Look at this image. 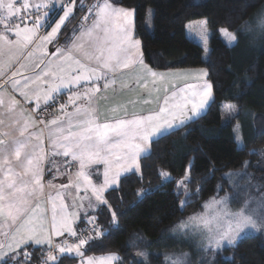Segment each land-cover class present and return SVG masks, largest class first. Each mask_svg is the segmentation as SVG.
I'll use <instances>...</instances> for the list:
<instances>
[{"label":"snow or ice","instance_id":"1","mask_svg":"<svg viewBox=\"0 0 264 264\" xmlns=\"http://www.w3.org/2000/svg\"><path fill=\"white\" fill-rule=\"evenodd\" d=\"M76 3L77 0H62L57 7L54 0H0V58L6 57L0 59V78H3V83H0V127L9 129L0 132V136L5 137L0 139V236L3 237L0 240V264H31V254L26 251L29 246H51L53 236L61 237L65 233L76 238L77 242L57 245L60 254L74 253L81 258V264H115L121 260L116 253L85 258L84 251L87 249L84 246L90 248V242L106 232L97 224L96 216H89L85 210L84 220L93 228L80 231L94 230L95 237L78 235L74 225L80 219L79 211L69 212L65 197L59 191L55 196H48L51 220L46 221L47 209L42 208L40 203L45 195V162L57 168L58 175L68 176V184L60 185V189H75L76 196L71 205L73 209L84 208L87 199L88 209L107 207L113 224H116V212L111 210L105 197L106 191L116 190L124 174L140 170V159L151 155V143L206 114V109L214 100L212 84L203 80L207 72L202 71L193 77L197 82L173 85L174 90L171 91L165 89L163 105L158 111L146 115H129L125 111L123 117L101 120L95 99L102 90L115 83L117 73L139 66L147 76L154 78V87L155 78L158 75L160 79L164 77L144 64L140 52L141 41L133 34L134 11L116 7L109 0H98L88 8L91 22L81 25L78 34L76 28L72 30V43L69 46H57L55 51L49 53L45 45L58 43L62 27H66V22L74 15ZM80 7L83 9L84 6ZM83 19L87 22L89 15ZM207 23L205 19L190 22L187 26L205 45L209 37ZM258 27L264 31V19L258 21ZM42 28L46 35H40ZM48 28L51 30L47 31ZM220 32L227 39L229 47L238 43L235 33L228 29H220ZM37 41L41 57L50 58L34 61L29 72L30 65L22 61L31 60L35 55L29 49ZM9 87L28 104L35 103L36 115L19 108L20 101L9 94ZM142 87L147 88V83H143ZM65 92L69 93L67 101L58 104ZM57 104L60 115L47 120L43 113ZM69 107L72 111H68ZM221 107L229 112L235 110V105L230 103H224ZM25 116L28 118L25 119ZM5 118L11 123L6 124ZM38 125L48 126L47 152L42 132L33 130ZM235 131L238 146L242 148L239 125ZM57 156L64 158L63 171L56 164ZM76 162L79 169L73 176L68 170ZM101 163L104 165L103 181L96 184L86 168ZM190 168L191 163L185 175L176 181V195L179 196L181 192L184 195L180 202L181 210L190 205L192 197L201 190L199 186L196 192L189 189ZM47 172L51 174V168ZM160 175L166 180L173 179L167 172ZM245 175L250 176L246 171L225 174L230 182L233 176ZM82 185L83 196L79 194ZM48 187L56 186L49 181ZM233 187H239L238 183H233ZM253 187L258 190L264 188L261 185ZM218 190H222L221 186H218ZM237 195L234 192L231 197L228 194L211 197L204 203L203 212L182 220L177 230L184 234L195 232L200 235L205 252L222 250L225 242L235 246L246 230L259 231L264 228V191H260L258 197L248 196L243 206L233 211L230 199H235ZM93 197L95 205L91 202ZM137 255L143 258L142 264H146L148 254L140 252ZM58 260L59 257L50 252L42 264L49 261L58 264ZM171 264H182V261L172 260Z\"/></svg>","mask_w":264,"mask_h":264},{"label":"trees","instance_id":"2","mask_svg":"<svg viewBox=\"0 0 264 264\" xmlns=\"http://www.w3.org/2000/svg\"><path fill=\"white\" fill-rule=\"evenodd\" d=\"M109 1L134 11L133 34L141 41L140 52L145 64L157 70L204 68L213 87L214 100L206 114L151 143V155L140 159V170L123 175L116 190L106 191L105 197L111 210L116 212L117 223L113 224L107 207L96 208L92 216H96L97 224L106 234L91 241L90 248L85 245L84 256L116 253L122 259L115 264H142L143 258L137 254L145 252L146 264H171L173 257L171 254L166 259L170 254L167 252L177 251L175 255L187 254L184 257L188 264H264L261 234H248L235 246H223L209 261L202 259L190 237L180 238L183 235L180 231L176 232L178 241L163 244L170 231L199 209L203 200L232 191L226 173L245 170L252 176L250 182L264 186V39H252L246 29L264 7V0ZM97 2L77 0L74 15L62 27L59 41L68 43L74 28L79 30L91 21L88 8ZM148 10H151L150 29L145 25ZM85 15H89L87 22L83 19ZM205 19L209 34L206 45L187 27L190 22ZM219 28L233 31L238 43L229 47L219 36ZM224 103L235 105L234 114L228 119H224L221 107ZM237 125L242 148L236 140ZM190 163L188 187L192 192L198 186L201 190L181 210L184 195L182 192L176 195V181L185 175ZM161 172L169 173L173 179H164ZM239 180L231 181L238 183ZM238 189L242 191V187ZM92 227L84 218L76 223L81 237L89 234L95 237L94 230L80 231ZM69 238L72 237L66 236L60 244L67 243ZM182 238L189 239L184 246L180 244ZM52 248L29 246L26 251L31 254V264H42L50 252L59 257L58 264L76 262L74 254H60L57 244Z\"/></svg>","mask_w":264,"mask_h":264},{"label":"crops","instance_id":"3","mask_svg":"<svg viewBox=\"0 0 264 264\" xmlns=\"http://www.w3.org/2000/svg\"><path fill=\"white\" fill-rule=\"evenodd\" d=\"M62 0H54V3L56 6L59 7ZM116 7H120L118 5H115L113 2L109 1ZM62 15V12L60 13ZM58 18V17H57ZM89 21L88 23H90ZM51 29L48 28L47 31H50ZM79 30H77L78 34ZM45 29L40 30V35H46ZM59 37V36H58ZM15 38L14 36L12 37ZM72 43V39L68 43H63L59 41L58 43L53 45H45L47 47V50L49 53L55 51V47L57 46H69ZM39 42L37 41L36 44H34L29 51H34L35 55L31 58V60L25 59L22 62L25 64H29V72L31 71V66L33 65L34 61H39L41 58L47 60L50 58V56L41 57L40 50H38L37 45ZM26 55V53H25ZM0 59H6L0 58ZM145 64V63H144ZM147 65V64H146ZM148 66V65H147ZM149 67V66H148ZM151 68V67H149ZM153 71H155L157 74H163V79L158 77L155 78V87L153 86V79L151 76H147L143 70L139 67H133L129 70H124L122 72H119L115 75V83L113 85H110V87L107 90H102L98 96L95 99V107L98 110L99 118L101 120L104 119H110L114 116L123 117L125 115V111L129 114H148L150 112L158 111L159 107L163 105V98L166 95L165 89H168L169 91L174 90L173 85L176 86H183L184 83H194L197 82L193 77L198 76L202 71H206L204 68H179V69H167V70H157L151 68ZM13 70H16L13 68ZM10 74V73H9ZM29 74V73H25ZM110 78L111 75H110ZM203 80H207V76L203 77ZM0 83H3V78H0ZM143 83H147V88L142 87ZM101 84H103V81H101ZM9 94L15 95V98L20 101L19 108L23 110L24 112L32 115H36L35 112V103L28 104L23 97H21L18 93H13L11 88L9 87L7 89ZM69 93L65 92L62 97L59 98V103H65L67 101ZM147 101V103H146ZM58 104L52 107V113L54 115H48L45 116L47 120H51L54 118V116H59L60 113L58 111ZM43 106V104H42ZM68 111H72L71 107H69ZM25 119L28 117L25 116ZM6 124L11 123V121L8 118H5ZM189 122V121H188ZM187 123V122H186ZM9 129L7 127H0V132L8 131ZM34 131L41 133L42 132V139L44 140V147L45 151L47 152L49 149V144L47 140L48 135V126L47 125H38L34 129ZM5 137L0 136V139H4ZM70 159V158H69ZM56 164L59 167L60 171H63V162L64 158L62 156L55 157ZM44 167L46 169L45 175L43 177V183L45 184V195L44 199L40 202L42 208L47 209L46 214V221L50 222L51 220V202L48 200L49 194L52 196H55L56 193L59 191L61 192L65 197V204L68 205V211H79L80 218H84L85 210H87V214L89 216L93 215V212L96 210V208L88 209V200L85 199L84 201V208L82 209H73L71 207L73 203V197L76 196L75 189L70 190H62L60 189V185H67L68 184V176L67 175H58L57 174V168H52V166L45 162ZM51 168V174L47 172V169ZM79 169V163H73L71 168L68 170L69 174L75 175V173ZM103 169L104 165L96 164L91 165L86 168V171L91 175V179L94 183L100 184L103 181ZM19 170V169H17ZM127 174V173H126ZM125 175V174H124ZM53 176L56 178L53 179ZM51 181L53 185H55V188L48 187V182ZM83 185L81 186L80 195L83 196L85 193L83 192ZM90 194V193H89ZM92 204L95 205V199L92 198ZM59 203V201H57ZM78 221V220H77ZM76 221V223H77ZM76 223L74 227L76 228ZM68 236L66 233L61 237H55L53 236V244L52 245H59L62 240ZM3 237L0 236V240H2ZM51 245V246H52ZM34 247H45L50 248L51 246L48 245H41V246H35Z\"/></svg>","mask_w":264,"mask_h":264},{"label":"rangeland","instance_id":"4","mask_svg":"<svg viewBox=\"0 0 264 264\" xmlns=\"http://www.w3.org/2000/svg\"><path fill=\"white\" fill-rule=\"evenodd\" d=\"M62 3V2H61ZM58 7V6H57ZM260 19H264V7L262 8V10L260 11L259 15L257 16V18L248 26L247 31L250 35V37L254 40H260L261 38L264 39V31H262L259 27H258V21ZM145 25L147 27V29H150L151 27V10H148L147 11V14H146V19H145ZM220 29H225V28H219L218 29V34L219 36L222 38V40L228 44L227 42V39L221 34L220 32ZM229 31V30H228ZM232 33H234L233 31H230ZM232 114H234V111L233 112H229L228 110H225L224 109V119H228V117H230ZM238 134L240 136V131H238ZM236 135H237V132H236ZM260 155H261V152H260ZM262 156V155H261ZM237 172H245V170L243 171H237ZM233 173H236V172H233ZM241 176H233L231 178L232 179H236L237 181L239 180ZM252 176L250 175H245V176H242V178H240L238 184L240 187H242V191H239L238 187L236 188V190L234 189L233 187V183H235L234 181L230 182L229 179H228V182H229V186H232V191L229 189L227 190L225 193H223L222 195H218L216 196L217 198L219 197H223L225 196L226 194H228L230 197L233 195V193H238V195L236 196L235 199H230V207L233 211H236V210H239L242 206H243V202L245 199L248 198V196H254V197H258L260 195V191H264V188L258 190L257 188L253 187V185L257 184V183H252L250 182L249 178H251ZM247 185V186H246ZM247 189V190H245ZM235 190V191H234ZM245 190V191H243ZM213 197V196H212ZM211 197L203 200L201 202V205H200V208L197 209L195 212L189 214L188 216H186L183 220H187V218L191 215H193L194 213H197V212H203L204 211V208H203V205L206 201H208ZM253 207H255V204L252 205ZM181 222V221H180ZM179 222V223H180ZM178 232L177 230V226H175V228L173 230L170 231V233L166 236V240L165 242H163V244H168V243H175L176 241L179 240L178 238V234L176 233ZM182 233V232H181ZM67 234V233H66ZM183 235H179L180 238L181 237H190L191 240L193 241V243L195 244L194 246L195 247H198V251L201 252L202 254V259L204 261H209V259L211 258V256L216 253L218 250H209L207 252L203 251L202 250V246H201V236L196 234L195 232H189L188 234H184L182 233ZM248 234H261L264 238V228H261L259 231H256V230H246L245 233L242 234L241 238L248 235ZM68 235V234H67ZM91 235V234H89ZM240 238V239H241ZM189 240V239H187ZM185 240L184 238H182L180 244H183V246L185 245V241L186 242H189ZM54 245H52L50 248H52ZM223 246H230L228 245L226 242ZM170 250L172 249V245L169 246ZM167 253H170V254H167L166 257H169V255L172 254V256L170 257H173V260H176V259H179L182 261V264H188V260H186V256L185 254L186 253H183L182 255H175L177 253V251H168ZM74 254V253H73ZM48 255V253L46 254ZM203 255H206V256H203ZM74 256H76L74 254ZM185 256V257H184ZM88 257V256H85V258ZM77 260L74 264H81V258L76 256ZM51 261L48 262V264H50Z\"/></svg>","mask_w":264,"mask_h":264},{"label":"built area","instance_id":"5","mask_svg":"<svg viewBox=\"0 0 264 264\" xmlns=\"http://www.w3.org/2000/svg\"><path fill=\"white\" fill-rule=\"evenodd\" d=\"M42 108H43V106H41ZM52 113V107L51 108H48L47 109V111H45L44 113H43V115L44 116H48V115H50ZM93 228V227H92ZM75 238L74 237H72V238H69L68 239V241H67V243L68 244H72L73 242H75ZM51 249H53V248H51Z\"/></svg>","mask_w":264,"mask_h":264}]
</instances>
